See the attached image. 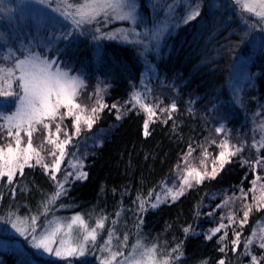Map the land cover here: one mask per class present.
Wrapping results in <instances>:
<instances>
[{
    "label": "trees",
    "instance_id": "1",
    "mask_svg": "<svg viewBox=\"0 0 264 264\" xmlns=\"http://www.w3.org/2000/svg\"><path fill=\"white\" fill-rule=\"evenodd\" d=\"M86 2L47 0L43 5L53 11L54 21H41L21 0H0V67H14L15 60L30 51L49 60L56 58L61 66L66 65L64 70L83 81L76 97L82 116L93 115L92 109L101 103L106 105L95 114L98 119L92 129L82 123L80 135L67 148L58 179L63 180L65 170H76L71 169L75 160L88 175L87 179H73L66 195L56 197L57 184L40 166L26 167L23 176L17 173L14 197L7 178L0 182V217L5 218L0 219V264H99V245L109 239L110 228L111 250L125 253L118 261L141 241L146 247L156 245L150 259L157 264L165 259L175 264H218L220 259L225 264H252V255L258 257V264H264V249L259 248L264 208L256 211L264 203V163L255 170L250 167L264 157V24L243 9L246 0H136V22L112 20L105 26L101 13L99 23L82 29L72 27L54 11L58 6L63 11L67 5ZM197 7L202 9L201 15L184 25L182 18ZM158 26L159 38L148 41L141 29L151 32L153 28L154 33ZM97 27L100 33L95 31ZM132 29L138 36L131 34ZM69 31L72 34L64 38ZM108 32L119 35L115 40L93 39ZM125 33L131 42H123ZM144 72L149 78L142 86ZM137 90L144 91L145 101L155 113L151 119L132 99ZM14 108V103L0 98V113ZM72 120L57 119L50 128L54 132L55 124L61 123L59 136L67 139L64 130L72 135ZM146 120L147 137L143 134ZM218 126L224 129L220 134L215 131ZM6 132L0 131L5 137L0 139V147L11 142ZM45 135L42 128L34 133L33 146L50 164L52 148L44 141ZM225 139L228 150L242 147V152L232 157L215 179L196 184L193 169L201 173H210L214 166L219 169L216 158L225 150L220 146ZM23 141L27 142L26 136ZM187 171L192 172L191 187L185 185L184 194L175 202L168 200L152 209L156 194L165 187L179 190ZM256 176L261 179L253 185ZM241 189L248 194L246 202ZM142 200L147 211L140 208ZM245 203L252 212L241 228ZM77 213L89 228L95 227L100 217H107L105 228L97 229L96 250L85 257H45L31 246L30 237L17 236L6 222L11 216L23 228L35 215L42 227L66 226ZM230 214L234 223L206 239L221 222L228 225ZM185 227L190 229L187 234ZM234 230L242 233L236 253L231 251ZM225 232V240L218 242ZM82 234L79 224H74L70 243ZM249 238L252 244L246 249ZM178 244L180 250L173 253ZM222 246H226L224 253L219 251Z\"/></svg>",
    "mask_w": 264,
    "mask_h": 264
},
{
    "label": "snow or ice",
    "instance_id": "2",
    "mask_svg": "<svg viewBox=\"0 0 264 264\" xmlns=\"http://www.w3.org/2000/svg\"><path fill=\"white\" fill-rule=\"evenodd\" d=\"M40 3L46 4L47 0H39ZM240 3V0H237ZM75 10H69L72 8ZM137 2L136 0H87L85 4L67 5L65 10L61 11L58 6L54 11L60 12V15L65 18V20L70 21L72 27L77 29L84 28L85 25H91L93 22L99 23L97 17L103 13L104 20L103 24L106 26L111 23L112 20H122L136 22L137 20ZM243 9L246 12L253 13L259 18L260 22L264 24V0H246L243 3ZM202 9L192 8L187 14L182 18V23L187 25L191 21L197 19L201 15ZM97 33L101 32V29L97 27L95 29ZM131 34L135 35V30H130ZM69 31L65 33V37L71 35ZM119 33H101L100 36H94L93 39H117ZM154 38H159V33L153 34ZM122 40L125 43L129 41V34L125 33L122 36ZM27 51V50H26ZM65 66H61L58 59L44 57L35 51L28 52L23 58H17L15 60L14 67L3 68L0 67V98L5 101H10L14 103L15 108L10 112L0 113V120L4 123L0 124V131L4 129L7 130V138H10L11 142L7 143L6 146L0 147V182L4 181L6 177V183L11 188V193L13 197L16 195L15 189V178L19 172L20 176L24 175L25 168H33L40 166L44 170V174L49 176V178L57 184L56 197L59 198L62 195L67 194V185L73 180L87 179V172L82 171L83 164L75 171H66L63 180H59L57 173L61 172V165L65 157L68 155L67 148L72 144L73 138L78 137L81 133V124L86 125L88 130H91L93 124L98 119L95 115L99 111L103 110L106 105L101 103L99 108H93V115L82 116L80 114L81 105L76 102V97L78 90L82 87L83 81L79 79L78 76L71 75L69 71L64 70ZM19 73L16 75V73ZM15 84V87H14ZM132 99L136 100L140 104L141 108L155 115L153 110L149 108L146 104L140 103L139 97L133 95ZM113 108L117 105L113 104ZM176 104L173 103L171 108L173 111L176 110ZM61 109H64L61 113ZM164 111V109H160ZM73 117L72 127L74 132L69 135L67 130H64V135L68 137L67 139H60L61 123L55 124V131L53 132L50 128V124L56 122L59 119L61 122L67 118ZM171 119V116L169 117ZM116 119H121L118 114ZM151 119V117H149ZM41 128L45 131L46 135L44 141L48 145H52L53 148L48 152V155L53 157L51 163L45 162V157L41 155V151L37 150L33 146L34 133L40 132ZM144 136L147 137L149 132V123L146 120L143 124ZM217 134L224 131L223 126H218L215 129ZM23 132L24 136L27 137V143L22 147V141L24 136L21 135ZM0 139H5L4 136L0 135ZM13 143L15 147H13ZM223 151L219 152L217 156V161L219 162V169L214 166L210 173H201L199 171L192 170L194 172L193 179L196 184H201L205 179H215L219 174V170H222L226 164L232 162V157L237 156L238 153L242 152V147H237L235 151L228 150V140L225 139L220 145ZM191 148V146H189ZM264 147V145H262ZM58 151V155H57ZM35 161L33 164L32 161ZM261 163H264V157L258 158L256 163L250 165V167L255 170V167ZM215 164V162H214ZM192 172L188 175H192ZM261 177L256 176V180L252 181L255 185L256 181L260 180ZM187 185L191 187L188 183L187 178L181 181V188L177 191H173L171 188L167 189L164 200H161V194H156V202L150 204L152 209L159 207L160 203L167 202L170 198L172 202H175L180 196L184 194L183 188ZM264 187V186H262ZM249 191H252L250 189ZM242 199L246 202L247 193L243 192ZM152 193H149V197ZM235 199V197H233ZM255 200V197H253ZM52 201L50 200L49 203ZM146 201H141L140 208L147 211L145 208ZM227 203V201H225ZM47 207V206H46ZM219 207V205H217ZM246 210L243 212V220L239 222L240 227L248 222L250 213L252 212V207L245 203ZM264 208V203L257 206L256 211H260ZM119 215V213H117ZM212 215V213H208ZM0 219H5L0 217ZM107 217H100L96 220L95 227L89 228L82 218L81 214L77 213L71 217V222L68 223L67 227L69 229V235L73 229V225L76 221H79V227L82 229V236L77 235L75 239L72 240L71 245L65 247V240L63 236L60 237L59 243L57 244L56 237L60 233V225L57 224L52 227L50 224H45L43 227L40 225L38 216H31L30 225L26 227H20L15 219L9 216L6 222L11 223L12 227L21 235L30 237L31 246L37 250H42L44 253L55 255L61 259H68L71 257H85L89 251L96 250L97 240L99 233L97 229L103 230L105 228V221ZM223 221V217H221ZM143 222V217H140V223ZM234 223V216L230 214L228 216V225L223 222L219 224L218 227L211 229V234H206L205 238L211 240L213 236L220 233L222 229L232 225ZM184 233H189L190 229L185 227L183 229ZM113 229H109V239L105 240L103 244L99 245L100 256L97 257L99 264H145V261L154 256L156 245L151 247H146L141 241H137L136 245L133 246V251L128 254L122 260H117V257H124L125 253L123 251H112V237ZM242 233L240 231L234 230L235 238L231 241L232 248L231 251L236 253L240 245V237ZM227 236V232L219 237L218 242H223ZM128 240V236H124V241ZM252 244L251 238H249L248 243L245 245L247 249L249 245ZM56 245L55 247H53ZM180 245L178 244L172 252H177L180 250ZM259 248L264 249V236L260 237ZM221 253L226 252V246L219 248ZM108 253V255H104ZM179 257H177V261ZM252 264H258V257L256 255L251 256ZM151 264H157V262L152 259ZM163 264H175V262L165 259ZM218 264H225L224 259H220Z\"/></svg>",
    "mask_w": 264,
    "mask_h": 264
},
{
    "label": "rangeland",
    "instance_id": "3",
    "mask_svg": "<svg viewBox=\"0 0 264 264\" xmlns=\"http://www.w3.org/2000/svg\"><path fill=\"white\" fill-rule=\"evenodd\" d=\"M21 5L23 6H25L26 7V9H27V11L33 16V17H35V18H38L39 20H41V21H45V20H53L54 21V19H53V17H52V14H53V11L51 10V9H47V7L46 6H44L43 4H41V3H39V2H36V1H34V0H21ZM20 7V6H19ZM128 22V21H127ZM129 22H131V21H129ZM132 23V22H131ZM134 23V22H133ZM155 28V32L154 33H156V29H160L161 27L160 26H158V28L157 27H154ZM151 30V32L150 31H148L147 29H145V28H142L141 29V31H143L145 34H143V36H145V38H147L148 39V41L149 40H152V39H154V36H153V28L152 29H150ZM138 31H135V36L137 35L138 36ZM149 70H151V68L149 69ZM19 74V73H18ZM149 78V74H148V72H144L143 73V75H142V78H141V85L142 86H144L145 84H144V80H147ZM137 95L138 97H139V100H140V103H144V104H146L147 105V102L145 101V94H144V91L143 90H137V91H135L134 93H133V95ZM135 102L137 103V101L135 100ZM137 105L140 107V104L139 103H137ZM148 107H149V105H147ZM141 108V107H140ZM150 108V107H149ZM141 109H143L145 112H146V115H147V117L149 118V117H151L152 118V113H150V112H148V111H146L144 108H141ZM21 135L23 136L24 134H23V132L21 133ZM61 139V138H60ZM26 143L27 142H25V141H22V147H24L25 145H26ZM13 147H15V144L13 143ZM50 147L51 148H53V146L52 145H50ZM45 161H47V159L45 158ZM80 165H81V163H80V161H77V160H75V161H73V164L71 165V169L72 170H75V169H77V168H79L80 167ZM188 173H190L189 171H187L186 172V178H187V180H188V183H189V179L190 178H192L191 177V175H188ZM167 187H165L164 188V191L161 193V200H164V197H165V194H166V192H167ZM168 200H171L170 198L168 199ZM161 204V203H160ZM159 204V205H160ZM71 222V221H70ZM79 224V221H76L74 224ZM57 224H59V223H55V224H52L51 226L52 227H55ZM60 225V233L58 234V236L56 237V240H57V244L59 243V239H60V237L61 236H63V239L65 240V247H67V246H70L71 245V243H70V238H69V229H68V227H67V225L66 226H63V225H61V224H59ZM11 232H15L16 233V235L17 236H19L20 234L16 231V230H14L13 228H11ZM56 245H54L53 247H55ZM37 250V249H36ZM39 253H41L42 255H44L45 257H50V258H55V259H61V258H58V257H56L55 255H51V254H48V253H44L42 250H37ZM151 262H152V259H150V258H148L146 261H145V264H151Z\"/></svg>",
    "mask_w": 264,
    "mask_h": 264
}]
</instances>
